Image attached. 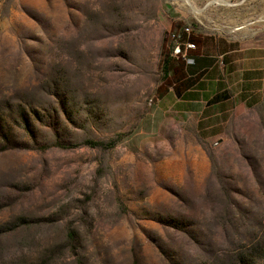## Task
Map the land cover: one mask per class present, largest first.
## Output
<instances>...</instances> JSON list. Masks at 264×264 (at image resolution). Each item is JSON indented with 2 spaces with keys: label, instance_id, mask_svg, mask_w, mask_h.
<instances>
[{
  "label": "rangeland",
  "instance_id": "rangeland-1",
  "mask_svg": "<svg viewBox=\"0 0 264 264\" xmlns=\"http://www.w3.org/2000/svg\"><path fill=\"white\" fill-rule=\"evenodd\" d=\"M186 30L261 50L264 0H0V264H264V63L165 95Z\"/></svg>",
  "mask_w": 264,
  "mask_h": 264
},
{
  "label": "crops",
  "instance_id": "crops-1",
  "mask_svg": "<svg viewBox=\"0 0 264 264\" xmlns=\"http://www.w3.org/2000/svg\"><path fill=\"white\" fill-rule=\"evenodd\" d=\"M201 37L203 43L198 52H193V55L192 52L190 53L188 64L193 66L194 76L204 71L205 74L188 90L193 96L184 101L222 106L232 98L224 76L227 78L238 72L241 73L237 83L241 86L242 99L248 102L251 98L247 94L252 90L254 83L259 81L260 69L264 63V48L250 50L235 40ZM209 44L214 48V53L208 49ZM224 92L227 93L228 98L213 103L214 98Z\"/></svg>",
  "mask_w": 264,
  "mask_h": 264
},
{
  "label": "trees",
  "instance_id": "trees-1",
  "mask_svg": "<svg viewBox=\"0 0 264 264\" xmlns=\"http://www.w3.org/2000/svg\"><path fill=\"white\" fill-rule=\"evenodd\" d=\"M175 35L176 36L180 35L182 42L188 41L195 45L196 47L195 50H190L188 52V61H189L190 53L192 52L191 55H193V52H198L199 47L203 43V38L201 36H197L192 33H189V34L180 33V34H175ZM188 61L183 60L180 56L178 57L172 56V44L170 43L168 45V51L163 61L164 78L166 81L165 82V95L168 93L169 88L174 86L176 87L175 94L179 98L180 97L190 98L193 96V94L189 93L188 90L191 89V87L194 86L195 82L200 77H202V75L205 74V71L198 73L194 76V68L192 65L188 64ZM169 78L170 79L173 78V80L175 81V84L169 81L170 80ZM227 98H228V95L226 92L221 93L214 98L213 103L226 100ZM96 145H99V144H96Z\"/></svg>",
  "mask_w": 264,
  "mask_h": 264
},
{
  "label": "built area",
  "instance_id": "built-area-1",
  "mask_svg": "<svg viewBox=\"0 0 264 264\" xmlns=\"http://www.w3.org/2000/svg\"><path fill=\"white\" fill-rule=\"evenodd\" d=\"M186 33L189 34L190 32L186 30ZM173 37L174 40L172 41V56H180L183 60L188 61V52L190 50H195V45L188 41L182 42L180 35Z\"/></svg>",
  "mask_w": 264,
  "mask_h": 264
},
{
  "label": "bare ground",
  "instance_id": "bare-ground-1",
  "mask_svg": "<svg viewBox=\"0 0 264 264\" xmlns=\"http://www.w3.org/2000/svg\"><path fill=\"white\" fill-rule=\"evenodd\" d=\"M187 3V2H186Z\"/></svg>",
  "mask_w": 264,
  "mask_h": 264
}]
</instances>
